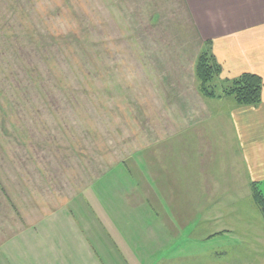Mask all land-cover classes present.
I'll return each instance as SVG.
<instances>
[{
	"label": "rangeland",
	"instance_id": "374dc122",
	"mask_svg": "<svg viewBox=\"0 0 264 264\" xmlns=\"http://www.w3.org/2000/svg\"><path fill=\"white\" fill-rule=\"evenodd\" d=\"M203 57L218 68L208 86L220 94L232 83L226 63L264 70V0H0V147L16 151L32 197L51 209L66 203L62 218L77 236L59 264H264L252 190L264 194V182L246 183L240 167L196 190L206 222L193 219L200 206L183 212L173 169V204L156 198L167 228L149 226L147 181L175 159L167 142L153 154V120L167 113L158 95L194 96ZM130 207L143 215L137 235L126 227Z\"/></svg>",
	"mask_w": 264,
	"mask_h": 264
},
{
	"label": "crops",
	"instance_id": "0c3cea01",
	"mask_svg": "<svg viewBox=\"0 0 264 264\" xmlns=\"http://www.w3.org/2000/svg\"><path fill=\"white\" fill-rule=\"evenodd\" d=\"M244 72L256 74L264 81V70L257 64H247L241 60L234 65L226 63V67H223L225 79L234 80ZM192 93L194 96L187 98L184 95L176 96L175 93L170 96L171 92L167 91L158 95L156 100L159 109H165L167 113L155 115L153 120L152 127L156 124L161 126L157 133L153 127V154L157 155L158 146L157 153L162 155L161 143L167 142L168 156L175 159L172 162L168 160V175L161 176L159 172L155 176L152 170L153 175L147 181L154 192V197L147 198V201L153 205V226H149L155 232L159 231L160 226L167 228L163 221L166 214L161 213L156 198L162 200L164 195L160 193L165 194L167 202L162 200L158 203L173 204L170 196L171 188H174L172 182L176 180L182 182L183 197H179V203L185 206L183 212L191 214V206H200L194 208L199 215L193 219L205 222L209 220L207 210L203 208L207 203L203 202L202 195H197L196 190L205 185L207 177L210 176L213 181L227 182L234 172L237 173L236 168L240 167L238 171L246 177V183L255 181L260 185L264 182V88L262 100L257 105H242L229 95L205 96L200 86ZM193 98L197 100L196 103L191 101ZM178 110H182V113ZM0 154L8 163L6 170L0 167V264H59L62 259H68L74 253L73 243L77 235L65 225L62 218L63 210L67 209L66 203L51 209L44 200L32 197V191L28 189L29 181L19 173L21 169L17 165L16 151H5L0 147ZM173 169L176 180H171L172 175H169ZM219 173L228 174L221 177ZM28 177L31 175L28 174ZM16 192L22 196L17 197ZM222 201L216 198L210 204L222 207ZM169 206V212L175 210V207ZM137 210L136 207H130L125 212L126 227L132 234L138 231L137 222L140 223L143 217ZM216 213L223 215L224 212L217 208ZM186 219L192 220V216ZM95 220L93 216L94 224ZM187 231L190 233V228ZM77 245L78 242L75 247ZM91 251L94 252L93 249Z\"/></svg>",
	"mask_w": 264,
	"mask_h": 264
},
{
	"label": "trees",
	"instance_id": "16d2710c",
	"mask_svg": "<svg viewBox=\"0 0 264 264\" xmlns=\"http://www.w3.org/2000/svg\"><path fill=\"white\" fill-rule=\"evenodd\" d=\"M217 70L218 68L210 64L204 57L202 58L199 66V77L203 83L201 90L205 96L231 95L242 105H257L261 102L264 88V81L261 77L254 74H243L232 80V83L227 87L225 86L220 94L208 86ZM252 187L255 205L264 216V194L255 183H253Z\"/></svg>",
	"mask_w": 264,
	"mask_h": 264
}]
</instances>
